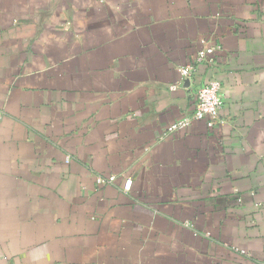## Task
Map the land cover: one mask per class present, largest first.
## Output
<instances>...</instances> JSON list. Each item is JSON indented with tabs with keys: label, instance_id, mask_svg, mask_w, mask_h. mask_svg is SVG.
Segmentation results:
<instances>
[{
	"label": "crops",
	"instance_id": "crops-1",
	"mask_svg": "<svg viewBox=\"0 0 264 264\" xmlns=\"http://www.w3.org/2000/svg\"><path fill=\"white\" fill-rule=\"evenodd\" d=\"M0 113V264H264V0H0Z\"/></svg>",
	"mask_w": 264,
	"mask_h": 264
},
{
	"label": "built area",
	"instance_id": "built-area-1",
	"mask_svg": "<svg viewBox=\"0 0 264 264\" xmlns=\"http://www.w3.org/2000/svg\"><path fill=\"white\" fill-rule=\"evenodd\" d=\"M204 43L205 40L203 39ZM219 49L217 45H209L205 46L199 50L198 55L195 59V63H201L205 60L212 61V55L215 51ZM194 68V64H187L179 68V71L183 77H190L192 75V71ZM177 85H173V88H176ZM223 83L220 79L215 78L207 83L203 84L197 93V104L195 110L192 114L184 116L183 118L173 122L168 131H176L180 129L188 128L194 120H205L209 127H214L218 123L223 120L220 118L221 108L224 103L223 95H222ZM1 119V113H0ZM66 161H70V157L68 156ZM114 175H98L96 177V185L103 186L112 183L115 180ZM133 180L131 178L126 179L124 190L129 191L131 189V185ZM242 252H246L242 250ZM12 264V263H9Z\"/></svg>",
	"mask_w": 264,
	"mask_h": 264
}]
</instances>
